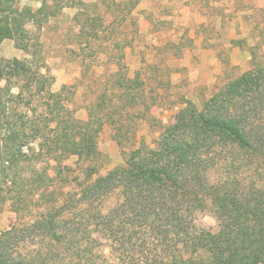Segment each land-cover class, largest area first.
Wrapping results in <instances>:
<instances>
[{"label": "rangeland", "instance_id": "1", "mask_svg": "<svg viewBox=\"0 0 264 264\" xmlns=\"http://www.w3.org/2000/svg\"><path fill=\"white\" fill-rule=\"evenodd\" d=\"M3 1L11 6L6 15L22 30L20 45L15 38L0 39L6 71L0 82V231L22 225L51 198L77 188L89 163L106 173L130 149L153 145L186 99L201 107L225 82L254 66L252 50L264 52V0ZM64 86L59 104L50 94ZM90 107L105 119L96 158L58 161L46 150L38 153L31 127L45 131L51 112L64 126L72 116L85 121ZM15 130L22 140L7 138ZM34 170L53 178L54 195L52 187L32 193ZM18 195L29 205L20 214L12 205ZM115 202L116 197L109 203ZM195 224L218 230L211 205L196 213ZM97 237L90 242L94 254L112 259L107 237ZM48 243L39 242L44 250ZM80 255L60 264H105L103 256L93 262L90 253Z\"/></svg>", "mask_w": 264, "mask_h": 264}, {"label": "trees", "instance_id": "2", "mask_svg": "<svg viewBox=\"0 0 264 264\" xmlns=\"http://www.w3.org/2000/svg\"><path fill=\"white\" fill-rule=\"evenodd\" d=\"M9 9L0 0V39L15 38L20 45L22 25L6 15ZM251 58L253 67L225 82L201 107L186 99L153 145L130 149L106 173L89 163L77 188L51 198L22 225L0 231V264H60L88 253L93 262L103 256L105 264H264V52L252 50ZM5 76L0 59V82ZM64 89L50 94L59 104ZM95 109L85 121L72 116L66 126L54 112L47 114L45 131L31 127L38 153L46 150L58 161L96 158L105 119ZM7 138L23 137L15 130ZM34 174L32 193L53 186L49 175ZM49 192L54 195L55 188ZM12 205L18 214L29 206L19 195ZM208 205L217 231L195 224L196 213ZM97 236L107 237L112 259L90 248ZM39 242H49V249ZM32 244L39 248L30 250Z\"/></svg>", "mask_w": 264, "mask_h": 264}]
</instances>
